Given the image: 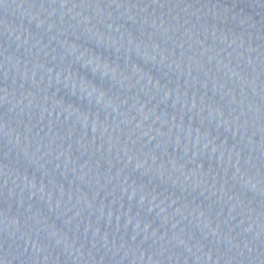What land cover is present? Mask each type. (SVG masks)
Instances as JSON below:
<instances>
[{"label": "water", "instance_id": "95a60500", "mask_svg": "<svg viewBox=\"0 0 264 264\" xmlns=\"http://www.w3.org/2000/svg\"><path fill=\"white\" fill-rule=\"evenodd\" d=\"M0 264H264V0H0Z\"/></svg>", "mask_w": 264, "mask_h": 264}]
</instances>
